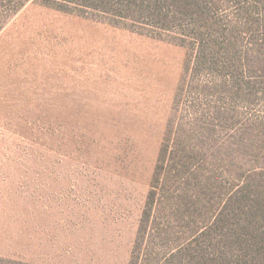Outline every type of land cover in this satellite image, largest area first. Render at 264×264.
Wrapping results in <instances>:
<instances>
[{"label": "rangeland", "instance_id": "374dc122", "mask_svg": "<svg viewBox=\"0 0 264 264\" xmlns=\"http://www.w3.org/2000/svg\"><path fill=\"white\" fill-rule=\"evenodd\" d=\"M191 54L174 32L41 0L9 19L0 30V264H130L140 244L144 256L153 240L155 256L174 238L179 222L148 197L162 143L174 120L200 129L194 107L220 104L205 87L212 77L187 70ZM216 125L212 145L238 156L240 133ZM243 159H255L251 148ZM232 162L238 173L239 156Z\"/></svg>", "mask_w": 264, "mask_h": 264}, {"label": "trees", "instance_id": "16d2710c", "mask_svg": "<svg viewBox=\"0 0 264 264\" xmlns=\"http://www.w3.org/2000/svg\"><path fill=\"white\" fill-rule=\"evenodd\" d=\"M29 1L0 0V30ZM41 2L176 33L192 49L187 70L211 76L205 87L219 96L220 104L194 107L203 113L200 129L183 128L182 120L170 125L148 197L153 205H168L161 210L178 229L155 256L153 240L144 256L140 244L130 264H264V0ZM216 123L240 133L238 173L228 169L238 156H224L222 145H212ZM248 148L254 160L243 159Z\"/></svg>", "mask_w": 264, "mask_h": 264}]
</instances>
